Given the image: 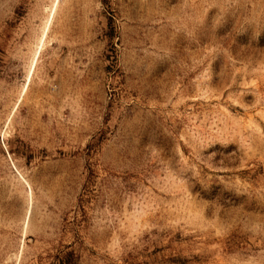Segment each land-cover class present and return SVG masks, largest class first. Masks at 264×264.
<instances>
[{
  "label": "rangeland",
  "instance_id": "374dc122",
  "mask_svg": "<svg viewBox=\"0 0 264 264\" xmlns=\"http://www.w3.org/2000/svg\"><path fill=\"white\" fill-rule=\"evenodd\" d=\"M0 264H264V0H0Z\"/></svg>",
  "mask_w": 264,
  "mask_h": 264
}]
</instances>
